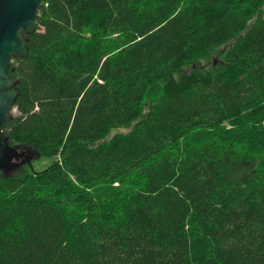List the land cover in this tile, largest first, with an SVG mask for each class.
I'll use <instances>...</instances> for the list:
<instances>
[{
    "label": "trees",
    "instance_id": "16d2710c",
    "mask_svg": "<svg viewBox=\"0 0 264 264\" xmlns=\"http://www.w3.org/2000/svg\"><path fill=\"white\" fill-rule=\"evenodd\" d=\"M28 47L0 264H264V0H42Z\"/></svg>",
    "mask_w": 264,
    "mask_h": 264
},
{
    "label": "water",
    "instance_id": "95a60500",
    "mask_svg": "<svg viewBox=\"0 0 264 264\" xmlns=\"http://www.w3.org/2000/svg\"><path fill=\"white\" fill-rule=\"evenodd\" d=\"M42 0H0V173L13 176L23 166L39 158L32 149L11 146L4 133L19 96L17 83L7 75L13 58L23 59L29 36L36 32L37 13Z\"/></svg>",
    "mask_w": 264,
    "mask_h": 264
},
{
    "label": "rangeland",
    "instance_id": "374dc122",
    "mask_svg": "<svg viewBox=\"0 0 264 264\" xmlns=\"http://www.w3.org/2000/svg\"><path fill=\"white\" fill-rule=\"evenodd\" d=\"M49 164L48 161H44V160H39V159H35L31 162V168L32 170H34L35 172H40L42 170H44L47 165ZM28 167V166H27ZM23 169V168H21ZM21 171V170H20ZM23 171H26V168H24ZM17 172L14 173V175L16 174Z\"/></svg>",
    "mask_w": 264,
    "mask_h": 264
},
{
    "label": "built area",
    "instance_id": "2783aa9c",
    "mask_svg": "<svg viewBox=\"0 0 264 264\" xmlns=\"http://www.w3.org/2000/svg\"><path fill=\"white\" fill-rule=\"evenodd\" d=\"M11 112H12V113H15V112H16V110L12 108V111H11Z\"/></svg>",
    "mask_w": 264,
    "mask_h": 264
}]
</instances>
